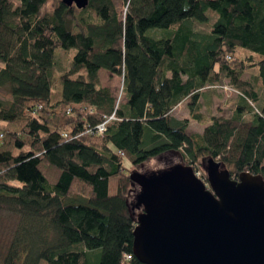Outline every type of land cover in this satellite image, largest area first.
<instances>
[{
    "label": "trees",
    "instance_id": "1",
    "mask_svg": "<svg viewBox=\"0 0 264 264\" xmlns=\"http://www.w3.org/2000/svg\"><path fill=\"white\" fill-rule=\"evenodd\" d=\"M49 1L0 0V210L19 219L0 264H141L129 174L163 156L264 180V0H121L124 12ZM211 11L209 32L195 31ZM61 49H74L72 66L52 98ZM100 70L122 76L123 102ZM225 79L238 94L231 117L204 116L202 96ZM112 114L103 134L87 132ZM190 122L203 133L188 134Z\"/></svg>",
    "mask_w": 264,
    "mask_h": 264
},
{
    "label": "water",
    "instance_id": "2",
    "mask_svg": "<svg viewBox=\"0 0 264 264\" xmlns=\"http://www.w3.org/2000/svg\"><path fill=\"white\" fill-rule=\"evenodd\" d=\"M85 9L88 0H58ZM205 182L179 163L132 170V254L141 264H264V180L202 160ZM136 210V212H135Z\"/></svg>",
    "mask_w": 264,
    "mask_h": 264
},
{
    "label": "rangeland",
    "instance_id": "3",
    "mask_svg": "<svg viewBox=\"0 0 264 264\" xmlns=\"http://www.w3.org/2000/svg\"><path fill=\"white\" fill-rule=\"evenodd\" d=\"M116 2L117 9L120 12H124L123 9V2L121 0H114ZM54 5L55 0H50L49 4ZM50 6L45 7L42 9V11L48 10ZM208 17V23H203V24H197L193 23V29L198 32H209V29L212 27V24L215 22L216 19V14L214 12H208L207 13ZM73 32H78V29L74 27ZM74 54V49L71 50H57L54 53V66L51 69L52 70V86H51V92L52 98L58 97L60 94V81H58V77L62 75V73L67 72L70 70L72 66V56ZM254 73H246V75L243 76L244 80H250L251 75ZM101 83L103 87H108L113 91V96L118 103L123 102V96H122V82L123 78L121 75H110L106 71H102L100 75ZM227 79L223 80V89H217L214 93L213 96L215 97V100H213L212 105L205 106L201 113L206 116H216V115H221L223 117H231L233 113V108H234V103L236 101V98L238 96L237 93L233 91V89L227 84ZM8 88L5 87H0V98L4 100H9L10 95L7 94ZM173 116L177 119H183L184 117H188V108H186V105L183 104L182 106L178 107L177 109H174L172 112ZM204 126L199 125L196 122H190L189 126L187 127L188 129V134H202L204 129ZM164 158V159H163ZM163 160H153L148 163L143 164L142 166L135 168L134 170L142 173V172H153L154 170L158 169H164L168 166H172L174 164L179 163L178 158L176 156L174 157H168L165 159V156H163ZM125 165L127 167H130L128 162L124 161ZM195 171L193 172L199 173L197 176L200 178L203 182L204 177L206 176L205 173L199 168L197 165L195 167ZM193 169V168H192ZM206 183V182H205ZM133 199V198H132ZM132 199L130 200V203L132 202ZM136 212V210H135ZM133 214V213H132ZM18 216L14 213H9L6 211H1L0 210V258L4 254L5 250L9 246V242L13 239L15 230L17 229L19 223ZM43 264V263H40Z\"/></svg>",
    "mask_w": 264,
    "mask_h": 264
},
{
    "label": "built area",
    "instance_id": "4",
    "mask_svg": "<svg viewBox=\"0 0 264 264\" xmlns=\"http://www.w3.org/2000/svg\"><path fill=\"white\" fill-rule=\"evenodd\" d=\"M217 89H223L224 87H216ZM114 114H112L111 116L107 117V119L103 122V123H99L97 124L95 127L93 128H90L88 129V133H91V134H103V132L105 131V127H106V124L108 123L109 120H114ZM66 137V135L64 136ZM196 174V172H195ZM199 175V173L196 174V177ZM125 259L126 260H130L131 259V256L130 255H126L125 256Z\"/></svg>",
    "mask_w": 264,
    "mask_h": 264
},
{
    "label": "crops",
    "instance_id": "5",
    "mask_svg": "<svg viewBox=\"0 0 264 264\" xmlns=\"http://www.w3.org/2000/svg\"><path fill=\"white\" fill-rule=\"evenodd\" d=\"M102 71H103V70H100V71L98 72L99 79H100V75H101V72H102ZM242 80H244L243 77H242ZM100 81H101V79H100ZM244 81H245V80H244ZM101 85H102V83H101ZM109 89H110V88H109ZM111 91H112V90H111ZM112 94H113V91H112ZM215 97H216V96H210L208 93H205V94L202 96L201 100H200V103L202 104V107L204 108L205 106L212 105V102H213V100H215ZM186 103H187V100H183L182 103L178 104V105L175 107V109H177L178 107L182 106L183 104L186 105ZM203 128H204V127H203Z\"/></svg>",
    "mask_w": 264,
    "mask_h": 264
}]
</instances>
